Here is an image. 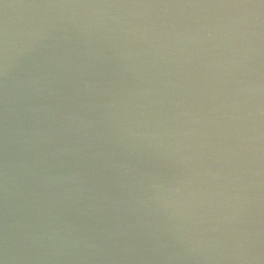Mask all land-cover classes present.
Wrapping results in <instances>:
<instances>
[{
	"label": "water",
	"instance_id": "water-1",
	"mask_svg": "<svg viewBox=\"0 0 264 264\" xmlns=\"http://www.w3.org/2000/svg\"><path fill=\"white\" fill-rule=\"evenodd\" d=\"M0 264H264V0H0Z\"/></svg>",
	"mask_w": 264,
	"mask_h": 264
}]
</instances>
